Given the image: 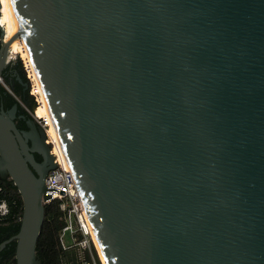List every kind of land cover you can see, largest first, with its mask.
Segmentation results:
<instances>
[{
    "label": "water",
    "instance_id": "1",
    "mask_svg": "<svg viewBox=\"0 0 264 264\" xmlns=\"http://www.w3.org/2000/svg\"><path fill=\"white\" fill-rule=\"evenodd\" d=\"M13 2L106 263L264 264V0ZM17 109L0 173L23 202L16 264H42L58 165Z\"/></svg>",
    "mask_w": 264,
    "mask_h": 264
},
{
    "label": "built area",
    "instance_id": "2",
    "mask_svg": "<svg viewBox=\"0 0 264 264\" xmlns=\"http://www.w3.org/2000/svg\"><path fill=\"white\" fill-rule=\"evenodd\" d=\"M9 92L11 91L9 90ZM40 125L48 134V143L51 147H54L52 151L56 156L58 165L55 170L49 172L45 179V185L48 189L47 193L51 196V199L44 202V204L48 205L53 201L60 202V210L63 212L65 223L59 234L61 248L63 251H74L76 253V264H103L93 240V228L85 210L74 174L70 166L68 167L64 160L61 159L59 153H57L53 138L50 135L51 125L48 117H42ZM0 207L3 209V215L8 213V206L5 202H2ZM19 217H21L20 213ZM96 255L99 262L96 260Z\"/></svg>",
    "mask_w": 264,
    "mask_h": 264
},
{
    "label": "flooded vegetation",
    "instance_id": "3",
    "mask_svg": "<svg viewBox=\"0 0 264 264\" xmlns=\"http://www.w3.org/2000/svg\"><path fill=\"white\" fill-rule=\"evenodd\" d=\"M2 48L3 45L1 44L0 53L2 51ZM13 57H15L14 54H12L11 58ZM20 66V62L10 61L9 66L3 72V77L4 80L8 83L7 85H9L11 89H20V92L26 101L25 103H29L31 102V97L29 95L30 85L26 75H24L22 71V67ZM0 107L6 113H9L14 110L15 105L10 106L7 99L2 96L0 97ZM15 115L16 117L14 122L18 131L22 135L31 133V129L28 127V124L31 120H35L21 104L20 106L18 105V109L16 110ZM35 123L37 129L41 127V125L36 121ZM28 144L30 147H32L31 140H29ZM34 157L38 163L43 162L42 156L38 153H34ZM8 192H12L16 194V196H20L21 198L18 189L12 185L11 177L8 176L6 178H2L0 173V206L2 202H5V204L8 206V213H6L5 215L2 214L3 209H1L0 207V264H16L17 240L15 239V236L20 231L23 216L22 214V216L18 218V216L12 215L14 210L17 207L19 208V203L15 199L12 200L9 197H6V194H8Z\"/></svg>",
    "mask_w": 264,
    "mask_h": 264
},
{
    "label": "trees",
    "instance_id": "4",
    "mask_svg": "<svg viewBox=\"0 0 264 264\" xmlns=\"http://www.w3.org/2000/svg\"><path fill=\"white\" fill-rule=\"evenodd\" d=\"M20 67H22V71L25 74L23 69V64L20 62ZM14 94L22 98L25 103V99L20 92V89H12ZM4 97L9 102V105H19V102L15 99V97L8 92L5 87L0 86V97ZM35 103L37 101H32L29 103H25L29 109L32 110ZM39 104V103H38ZM6 197H9L12 200H17L19 203V208L17 207L12 215L18 216L19 213L22 216L23 214V202L20 196H16V194L12 192H8ZM64 220H63V212L60 210V202L53 201L52 203L45 205V220L42 226L41 234L37 243V254L40 257L42 264H66L65 261L70 258H76V253L73 251H63L59 241V234L61 230L64 228ZM97 257V255H96ZM98 258V257H97ZM99 260V259H98ZM72 264H75L72 262Z\"/></svg>",
    "mask_w": 264,
    "mask_h": 264
},
{
    "label": "bare ground",
    "instance_id": "5",
    "mask_svg": "<svg viewBox=\"0 0 264 264\" xmlns=\"http://www.w3.org/2000/svg\"><path fill=\"white\" fill-rule=\"evenodd\" d=\"M3 3V11L1 14V18H0V25L5 29V34H6V41L8 43V45L11 47L14 46V55L17 52V47L18 45H22L23 48H25V51L27 53L28 56V60H29V64L31 67L30 72L32 71V76L35 80L36 83V91L37 94L39 95L40 99L38 100L39 102V110L38 113L41 117H48L49 123H50V135L53 138V143L55 144V148L57 153H59V155L61 156V159L64 160V162L68 165L69 167V161L67 158V154L65 152L62 140L60 138L56 123L54 121L51 109H50V105L48 103L45 91L43 89V85L41 83V79L39 78V75L37 73V70L35 68V65L32 61V59L30 58V53H29V49H28V45H27V40L26 37L24 35L23 29H22V25L18 16V13L16 11L15 5L13 0H1ZM5 25V26H4ZM8 59H10L12 57L7 55ZM92 235H93V240L94 243L100 253V256L102 258L103 264H107L104 256L102 254L101 251V247L99 244V241L95 235L94 230L92 231Z\"/></svg>",
    "mask_w": 264,
    "mask_h": 264
},
{
    "label": "rangeland",
    "instance_id": "6",
    "mask_svg": "<svg viewBox=\"0 0 264 264\" xmlns=\"http://www.w3.org/2000/svg\"><path fill=\"white\" fill-rule=\"evenodd\" d=\"M1 18V16H0ZM5 26V25H4ZM1 43V42H0ZM1 45V44H0ZM14 53V46L11 45V47H9V56L12 55ZM7 54V55H8ZM12 62L15 61V62H21L23 64V69L25 71V74H26V77H27V80L29 82V85H30V88H29V95L31 97V100L32 101H37L40 99L39 95L37 94V89H36V83H35V80L32 76V71L30 72L31 70V67H30V64H29V60H28V56H27V53L25 51V48L22 47V45H18L17 47V52L15 53V57L12 58L11 60ZM9 66V65H8ZM7 66V67H8ZM6 67V68H7ZM4 83L7 85L8 83L4 80ZM3 87H5V89L7 90L8 88L10 89V93H13L12 95L15 97V99L26 109V111L33 117V119L40 124L41 120L38 119V117L33 113V111L31 109H29L27 107V105L23 102L22 98H20L19 96L15 95L14 92L12 91L11 87L9 85H7L8 88H6L5 85H3ZM39 103V102H38ZM52 148H54L52 146ZM74 252V251H73ZM96 260L98 261V258L96 257ZM76 261H77V258H70L67 259V261H65L66 264H72V262H74L76 264ZM99 262V261H98Z\"/></svg>",
    "mask_w": 264,
    "mask_h": 264
}]
</instances>
